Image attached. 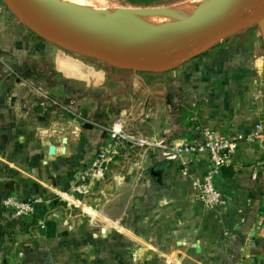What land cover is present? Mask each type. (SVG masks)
Segmentation results:
<instances>
[{
    "label": "crops",
    "instance_id": "1",
    "mask_svg": "<svg viewBox=\"0 0 264 264\" xmlns=\"http://www.w3.org/2000/svg\"><path fill=\"white\" fill-rule=\"evenodd\" d=\"M243 32L231 58L223 49L209 61L223 68L210 70L217 84L196 117L237 141L215 180L224 202L212 209L196 194L206 154L166 160L160 148L126 144L104 179L78 188L106 127L178 145L199 139L197 119L180 120L160 77L9 24L0 46L26 74L0 75V264H264V45ZM10 194L53 202L44 217L15 219L3 204Z\"/></svg>",
    "mask_w": 264,
    "mask_h": 264
},
{
    "label": "water",
    "instance_id": "2",
    "mask_svg": "<svg viewBox=\"0 0 264 264\" xmlns=\"http://www.w3.org/2000/svg\"><path fill=\"white\" fill-rule=\"evenodd\" d=\"M12 11L38 36L76 53L134 72H166L205 52L219 41L260 24L264 38V0H212L207 22L178 29L141 26L113 37H98L81 11L57 0H5ZM73 19L77 32L63 16ZM91 127V124H85ZM55 147H50L53 154ZM6 182L0 181V187Z\"/></svg>",
    "mask_w": 264,
    "mask_h": 264
},
{
    "label": "built area",
    "instance_id": "3",
    "mask_svg": "<svg viewBox=\"0 0 264 264\" xmlns=\"http://www.w3.org/2000/svg\"><path fill=\"white\" fill-rule=\"evenodd\" d=\"M56 104L58 103L56 102ZM59 107L70 112L65 105L60 104ZM256 127L257 129L260 128L259 125ZM104 130L106 137L101 147L96 151L89 163L86 164V167L79 170L75 175L79 184L78 188L104 179L110 162L120 154L124 145L129 144L137 148H160L162 156L166 160L180 159L184 153L208 155L210 165L203 176L196 181V194L198 199L208 208L214 209L223 204V194L215 180L228 164L232 153L236 150L237 141L228 135L217 129L205 127L200 131L199 139L188 140L176 145L167 144L165 140L150 141L139 133L125 131L119 123L106 127ZM60 198L69 203L65 194H60ZM52 200V198L43 196L26 200L10 194L3 198V204L10 210L13 218L24 219L34 217L38 212L45 211V208L51 206ZM260 224L264 225L263 214L260 216Z\"/></svg>",
    "mask_w": 264,
    "mask_h": 264
},
{
    "label": "rangeland",
    "instance_id": "4",
    "mask_svg": "<svg viewBox=\"0 0 264 264\" xmlns=\"http://www.w3.org/2000/svg\"><path fill=\"white\" fill-rule=\"evenodd\" d=\"M67 2V0H61ZM85 3L84 10L86 13L90 14L93 13V10H99V12L105 10L106 8H119V9H126V10H143V9H158V8H165L171 6H178L183 5L190 0H162L159 3L148 5V6H141L136 4H131L129 0H79ZM212 0H209L211 2ZM205 14H210L206 11ZM15 23L17 27L21 26L23 28H27L28 31L34 33L26 24H24L16 14L12 11L10 6L5 2V0H0V42L3 38H6L8 35V25ZM7 31V32H6ZM242 34L245 37L254 36L259 37L261 39L262 44L264 45V38H263V30L260 24H255L252 27H249L243 30ZM6 32V34H5ZM34 35H36L34 33ZM239 34H234L228 38H225L219 41L214 46H211L205 52L199 54L198 56L187 60L186 62L178 65L177 67L170 69L166 72H160L156 74H150L149 72L138 71L135 73H139V75H153V77H160L161 81L166 84V100L168 103L171 104L173 112L178 115L180 120H186L187 118H196L198 117V112L200 111V107L202 104V97L208 92L215 90L216 80L214 81L211 77L210 70H218L221 66H216V64L211 65L209 61L213 60L217 54L221 53L224 49L230 50L229 58L232 55V43L233 39H237ZM5 49V55L7 57L3 58L6 59V63H2L0 60V75L6 76L8 73L17 72L18 75L16 76H23L26 73H22L23 69H14L15 64L12 62L9 57V48L8 46L1 45L0 46V53ZM220 49V50H219ZM4 57V55H3ZM2 55L0 54V59ZM232 62L230 61L229 66H224V69H231ZM130 71L134 72L130 69ZM216 74H213L212 77H215ZM156 81V80H155ZM158 81V80H157ZM50 100V99H49ZM51 102V101H50ZM48 107V106H47ZM182 117V118H181ZM186 118V119H185ZM197 124L195 128L197 131H201L205 127L202 126L199 118H196ZM179 120V119H178ZM196 123V122H195ZM114 244L119 247L120 245V236L114 241ZM120 255V251L117 252Z\"/></svg>",
    "mask_w": 264,
    "mask_h": 264
},
{
    "label": "bare ground",
    "instance_id": "5",
    "mask_svg": "<svg viewBox=\"0 0 264 264\" xmlns=\"http://www.w3.org/2000/svg\"><path fill=\"white\" fill-rule=\"evenodd\" d=\"M67 1L81 11L92 33L102 38L113 37L118 33L141 26L178 29L190 23L207 22L210 14H205L206 11L211 13L218 4L216 2L214 7L211 8L209 0H190L183 5L158 9L126 10L106 8L101 12L93 10V13L88 14L84 10L85 3L82 1ZM63 21L69 28L77 32L76 25L70 16H63Z\"/></svg>",
    "mask_w": 264,
    "mask_h": 264
},
{
    "label": "trees",
    "instance_id": "6",
    "mask_svg": "<svg viewBox=\"0 0 264 264\" xmlns=\"http://www.w3.org/2000/svg\"><path fill=\"white\" fill-rule=\"evenodd\" d=\"M160 1H162V0H129V2H131V4H136V5H141V6L153 5V4L159 3ZM37 37L42 38L38 35H37ZM46 108H47V106H46ZM46 213H47V210L45 209V211L38 212V214L34 215V218L37 217L39 219L40 216L44 217L46 215Z\"/></svg>",
    "mask_w": 264,
    "mask_h": 264
}]
</instances>
